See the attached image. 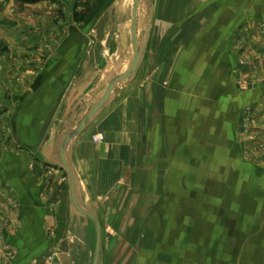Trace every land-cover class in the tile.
I'll return each mask as SVG.
<instances>
[{
	"label": "crops",
	"instance_id": "0c3cea01",
	"mask_svg": "<svg viewBox=\"0 0 264 264\" xmlns=\"http://www.w3.org/2000/svg\"><path fill=\"white\" fill-rule=\"evenodd\" d=\"M244 1L149 0L151 28L135 73L68 143L77 199L101 226L98 264H264V164L244 156L264 136H243L240 108L252 94L235 89L229 74L230 28L246 6L259 16L261 1ZM122 3L105 1L82 29L85 21L74 19L47 42L30 38L31 49L8 42L9 52L0 50V217H21L15 227L0 223V264L79 256L68 249L47 260L49 236L72 212L59 144L87 112L90 92L131 61ZM116 22L127 45L114 32L104 48ZM137 36L144 39L142 29ZM96 132L103 141H92Z\"/></svg>",
	"mask_w": 264,
	"mask_h": 264
},
{
	"label": "rangeland",
	"instance_id": "374dc122",
	"mask_svg": "<svg viewBox=\"0 0 264 264\" xmlns=\"http://www.w3.org/2000/svg\"><path fill=\"white\" fill-rule=\"evenodd\" d=\"M105 1L107 0H82L79 4L81 9H78L77 0H0V31L2 30V33L6 34L4 40L0 36V50L6 49L9 45L8 42L19 49H31L33 45L29 42L30 38H37V40L42 38L41 42H47L48 40H45V38L48 39L47 34L54 31L67 32L70 30L69 27L74 25V19L85 21L83 26L78 27V29H82L86 27V21L99 13ZM122 1L123 8H120L119 13L129 22L127 16L130 12L131 0ZM247 1H244L245 5H247ZM260 1L259 16L249 15L250 12L248 13V6H246L245 14L240 15V20L230 28L232 47L230 52L235 57L236 64L234 71L229 72L230 77L235 76L233 85L235 89L245 93V97L248 93L253 95L247 96L240 108L243 136L246 139L257 137L255 130L263 133L262 136H264V91L258 95V98H254L258 88L264 90V0ZM138 17L141 18V15ZM54 38L52 37L50 40L54 45L58 41L60 43L61 40ZM4 57L6 61L11 58L9 54ZM17 57L21 56L17 55ZM244 156L246 159L255 157L254 159L264 164V143L257 144L254 152L246 150ZM58 164L61 165L60 162ZM46 170L52 171L54 174L59 172L54 171V167H49ZM61 177L63 184H67L68 180L64 171H61ZM261 183L264 186V176L261 177ZM49 199L50 207H58V200L50 201ZM71 208L72 212L65 211L67 215L62 218L57 232L54 229V234L49 236L52 243L47 257L48 263H52L53 258L55 259L61 253H68V249L69 254H74V249L79 252V256H76V259H71L69 264H91L92 262L95 247L94 226L89 218L75 210L72 203ZM0 223H7L11 227H15L17 223L21 224V217L20 222L16 214L0 217ZM102 234L106 236V231L102 230ZM66 239L69 240L68 247L64 243Z\"/></svg>",
	"mask_w": 264,
	"mask_h": 264
},
{
	"label": "water",
	"instance_id": "95a60500",
	"mask_svg": "<svg viewBox=\"0 0 264 264\" xmlns=\"http://www.w3.org/2000/svg\"><path fill=\"white\" fill-rule=\"evenodd\" d=\"M204 1V0H203ZM149 0H131L130 12H129V35H130V44L132 50V58L127 66V68L113 76L112 78H104L100 84H98L91 92L89 98L88 110L85 115L80 119V121L76 124L75 127L70 129L62 138L59 144V159L61 163V168L66 174L69 186V196L70 201L75 208V210L86 217H88L93 223L95 230V247L93 252V258L91 264H98L100 249H101V228L99 224V220L97 216L84 208L78 201L76 196V182L75 175L67 161L66 158V147L68 143L79 135L88 125V123L92 120L98 110L104 105V103L108 100L114 86L119 84L128 78H130L136 71L142 52L146 46V42L149 36L150 28H151V19H152V9L150 7H146ZM141 15L140 25H138V16ZM138 29H142L144 32V39L140 40L137 36ZM114 32H117L120 36V40L123 46H126V33L124 31H119L117 22L114 24L113 30H110L108 36L105 41V46L109 47L111 37ZM62 108V102H60L58 108L53 114L51 122L46 130V135L50 134L51 128L53 127L56 119L58 118V114Z\"/></svg>",
	"mask_w": 264,
	"mask_h": 264
},
{
	"label": "built area",
	"instance_id": "2783aa9c",
	"mask_svg": "<svg viewBox=\"0 0 264 264\" xmlns=\"http://www.w3.org/2000/svg\"><path fill=\"white\" fill-rule=\"evenodd\" d=\"M91 139L95 143H99L104 140V134L102 132H96L92 134ZM2 247H0L1 249Z\"/></svg>",
	"mask_w": 264,
	"mask_h": 264
},
{
	"label": "bare ground",
	"instance_id": "6f19581e",
	"mask_svg": "<svg viewBox=\"0 0 264 264\" xmlns=\"http://www.w3.org/2000/svg\"><path fill=\"white\" fill-rule=\"evenodd\" d=\"M141 20V19H140ZM139 25V24H138Z\"/></svg>",
	"mask_w": 264,
	"mask_h": 264
}]
</instances>
